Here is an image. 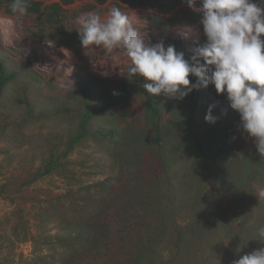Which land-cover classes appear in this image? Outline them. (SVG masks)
<instances>
[{
  "label": "rangeland",
  "instance_id": "374dc122",
  "mask_svg": "<svg viewBox=\"0 0 264 264\" xmlns=\"http://www.w3.org/2000/svg\"><path fill=\"white\" fill-rule=\"evenodd\" d=\"M12 2L0 0V63L14 75L0 93V264H52L30 239H68L72 228L60 230L58 221L98 207L107 210L109 241L76 264H129L142 202L158 211L176 202L177 219L191 221L188 264H228L230 228L240 236L237 258L264 247L257 235L264 160L227 95L209 85L183 99L154 98L129 78L121 49H84L75 22L86 13L107 19L116 7L148 44L174 45L187 59L206 41L201 13L181 0H26L27 14L17 19ZM180 30L190 38L180 39ZM212 104L218 120L208 124ZM156 184L158 197H145ZM205 186L210 197L200 198ZM168 247L156 248L165 260Z\"/></svg>",
  "mask_w": 264,
  "mask_h": 264
},
{
  "label": "clouds",
  "instance_id": "9594fccd",
  "mask_svg": "<svg viewBox=\"0 0 264 264\" xmlns=\"http://www.w3.org/2000/svg\"><path fill=\"white\" fill-rule=\"evenodd\" d=\"M181 2L202 14L200 23L206 37L204 43L191 49L187 59L174 45L165 48L162 41L148 44L129 17L116 7L107 19L96 13L77 18L81 44L88 51L92 46L121 49L129 61V78L142 80V88L154 98L183 99L193 90L214 86L217 95H227L230 108L240 116L243 133L254 140L264 160V7L253 0ZM10 8L17 19L28 11L26 0H13ZM177 35L182 40L190 38L189 30H180ZM189 76L196 82L192 83ZM214 108V104L208 107L204 118L208 124L218 120ZM258 197L264 198V188ZM257 235L264 239V226L257 229ZM232 264H264V247Z\"/></svg>",
  "mask_w": 264,
  "mask_h": 264
},
{
  "label": "trees",
  "instance_id": "16d2710c",
  "mask_svg": "<svg viewBox=\"0 0 264 264\" xmlns=\"http://www.w3.org/2000/svg\"><path fill=\"white\" fill-rule=\"evenodd\" d=\"M258 6L264 7V3L262 0H253ZM14 78V75L7 74L5 67L2 63H0V93L2 88L9 83ZM190 80L191 76H190ZM81 137H77L72 141L71 147L80 141ZM197 153L201 155L202 146L200 143H196ZM206 164L204 165V167ZM160 182L158 177L157 182ZM156 188L154 191H149L147 196L145 193L143 194L145 197L149 195L153 198H157L160 194V190L156 184ZM213 189V188H212ZM200 194V198L210 197V189L206 186ZM154 197V198H155ZM137 197H134V200H138ZM113 200L112 192L109 196L108 200L104 202V205H109ZM178 204L175 202L172 203L171 206L165 207L158 211L157 205L145 204V202L139 203V214L142 215L141 221H138L137 229L140 230L139 235L136 236V245L133 256L131 257L129 264H140L151 259H156L157 262L161 264H188L186 259L187 255L185 253V240L186 233L184 232L185 227L191 224L190 222H184L183 219H177L178 213L174 214ZM180 210V209H177ZM101 210L99 207L94 209L93 211L84 212L80 211L76 215L72 217L64 218L58 221V227L60 230L64 228H72L73 233L70 235L68 239H62L59 236L54 239L53 243H49L51 237L47 236L45 239L33 237L32 240L34 242V246L40 245V252L47 248V255L41 253V257L43 259H50L52 261V257H55L54 262L52 264H76L79 259L84 257L85 255H90L93 253H99L100 250L104 247V245L109 241V230L108 225L104 223V218L102 214L107 210ZM218 214L219 211L216 210ZM150 215L151 219L149 220L148 216ZM154 215V216H152ZM157 215L159 216L157 218ZM173 220H171V217ZM221 216V215H220ZM182 220V221H181ZM173 221V222H172ZM230 234L228 238V243L232 247V250H228L227 261L228 264H232L234 260L239 259L235 255L234 248L240 243V236H235L232 233V228H230ZM27 234L25 236L26 240H29L30 237ZM168 242L171 249H169V255L164 259L162 254L156 252V248L158 246H164ZM262 241H260L261 243ZM48 244V246H47ZM168 247V248H170ZM204 253H199L197 256V261L203 259ZM63 256L65 259L58 260L57 257ZM163 260V261H162ZM46 262L45 260H43ZM45 264H51L49 260ZM196 261V262H197ZM194 263V261H192ZM191 263V264H193Z\"/></svg>",
  "mask_w": 264,
  "mask_h": 264
}]
</instances>
